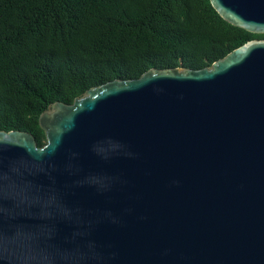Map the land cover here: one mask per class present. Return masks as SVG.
Wrapping results in <instances>:
<instances>
[{"label":"water","instance_id":"95a60500","mask_svg":"<svg viewBox=\"0 0 264 264\" xmlns=\"http://www.w3.org/2000/svg\"><path fill=\"white\" fill-rule=\"evenodd\" d=\"M209 2L244 34H264V0ZM61 106L81 110L64 149L80 151L87 170L123 172L130 181L112 205L135 208L128 227L101 232L119 246L121 264H264V40L199 70L149 69L71 104L54 102L38 117L44 136L47 115ZM104 136L129 143L140 159L102 163L88 147ZM172 179L181 186L170 188ZM77 198L106 203L91 189ZM164 248L173 251L162 260Z\"/></svg>","mask_w":264,"mask_h":264},{"label":"trees","instance_id":"16d2710c","mask_svg":"<svg viewBox=\"0 0 264 264\" xmlns=\"http://www.w3.org/2000/svg\"><path fill=\"white\" fill-rule=\"evenodd\" d=\"M244 34L209 0H0V131L36 143L39 115L149 69L209 67Z\"/></svg>","mask_w":264,"mask_h":264},{"label":"clouds","instance_id":"9594fccd","mask_svg":"<svg viewBox=\"0 0 264 264\" xmlns=\"http://www.w3.org/2000/svg\"><path fill=\"white\" fill-rule=\"evenodd\" d=\"M80 111L63 106L51 111L40 144L23 133H0V264H121L119 246L101 232L128 227L135 208L112 205L114 194L125 192L130 181L123 172L87 170L80 151L64 149ZM14 148L20 151L8 155ZM88 151L104 164L140 159L132 145L113 136L94 140ZM180 186L178 179L169 183ZM81 189H91L105 206L77 198ZM172 251L164 248L160 258Z\"/></svg>","mask_w":264,"mask_h":264}]
</instances>
